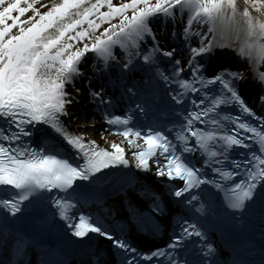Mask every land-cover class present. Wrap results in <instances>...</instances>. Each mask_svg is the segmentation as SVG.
Masks as SVG:
<instances>
[{
	"label": "snow or ice",
	"instance_id": "6c2138e0",
	"mask_svg": "<svg viewBox=\"0 0 264 264\" xmlns=\"http://www.w3.org/2000/svg\"><path fill=\"white\" fill-rule=\"evenodd\" d=\"M34 4L35 0H25V6L21 0H0V184L18 190L12 198L0 200L4 209L15 214L21 201L47 189L59 215L71 221L75 236L100 234L130 253L126 264H136L138 256L149 262L167 257V264H188L175 251L181 241L186 244L187 238L195 236L205 256L214 250L195 223L184 220L180 232L165 246L168 250L141 252L98 220L83 213L78 219L70 217L72 201L56 198L52 192L74 191L75 184L101 169L134 163L164 178L171 196L185 199L187 194L186 203L199 199L193 192L211 185L225 192L233 210L247 208L257 197L264 208V71L260 70L264 65V0H58L43 12ZM29 9L32 15L22 20ZM33 16L39 18L33 20ZM185 16L181 44L160 47L152 20L171 21L175 27L177 19L183 21ZM179 35L172 32L174 38ZM117 45L124 62L117 61ZM217 48L232 49L236 59H246L252 67L260 86L252 105L240 92L246 77L239 66L210 64ZM88 52L95 57L94 67L110 68L115 62L122 74L146 67L149 74L144 81L129 82L130 87L125 84V90L137 96L144 108L157 85L169 98L173 112L166 127H129L132 116L107 111L113 97L103 86L96 89L90 80L85 81L91 101L97 108L104 106L112 132L122 133L130 145L142 137L143 143L137 145L140 150L131 152V160L121 143L112 142L109 151L95 140H85V134L71 130L64 119L74 101L66 84L72 83L76 93L81 91L74 81ZM162 61L166 68L160 67ZM141 104L135 107L143 111ZM41 124L46 126L43 143L35 145L32 137ZM67 146L74 150L73 156L62 158L60 148ZM240 175L244 178L232 179ZM153 195L149 207L160 212V197ZM197 210H204V205ZM22 252L17 244V253Z\"/></svg>",
	"mask_w": 264,
	"mask_h": 264
},
{
	"label": "bare ground",
	"instance_id": "6f19581e",
	"mask_svg": "<svg viewBox=\"0 0 264 264\" xmlns=\"http://www.w3.org/2000/svg\"><path fill=\"white\" fill-rule=\"evenodd\" d=\"M53 2H58V0H35L34 7L39 8V11L43 12V11H46L47 8L50 7L51 3H53ZM113 2L116 3V2H119V0H113ZM42 4L44 6L43 7H40V5H42ZM21 5L22 6H25V0H21ZM13 14H15V10H14ZM30 15H32V9H29V11L27 13H24L20 18L22 20H24V19H26L27 16H30ZM38 18H39L38 16H33V20H36ZM8 22L10 23L11 21L9 20ZM105 26H106V23L105 24H102L101 25V29H97V31L98 32L101 31L102 28L105 27ZM12 31L15 32L16 31V28L14 27ZM78 43H80V42H78ZM89 57H90V53L89 52L88 53H85V56H84V58L81 59V62L80 63L87 64V62L90 60V63L92 64V68L88 65L89 62H88L87 65L91 68V70H93L95 59L93 58V56L90 59H89ZM247 76H248V74H247ZM75 86H76V84H75ZM71 87H72V89H74L73 88V84H70V86H69V91L70 92H72ZM69 119L72 121L73 117L71 115H69ZM77 126L78 127L81 126L82 128L80 130L83 131V132H88L89 131L88 128L86 127V123L85 122H81L79 124L77 123Z\"/></svg>",
	"mask_w": 264,
	"mask_h": 264
}]
</instances>
